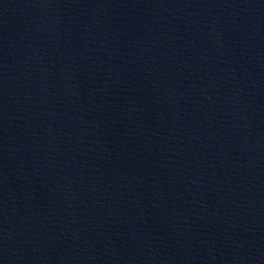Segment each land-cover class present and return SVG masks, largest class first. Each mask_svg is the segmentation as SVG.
I'll return each mask as SVG.
<instances>
[{"label": "water", "instance_id": "obj_1", "mask_svg": "<svg viewBox=\"0 0 264 264\" xmlns=\"http://www.w3.org/2000/svg\"><path fill=\"white\" fill-rule=\"evenodd\" d=\"M0 264H264V0H0Z\"/></svg>", "mask_w": 264, "mask_h": 264}]
</instances>
